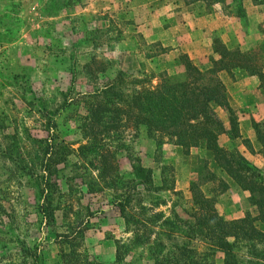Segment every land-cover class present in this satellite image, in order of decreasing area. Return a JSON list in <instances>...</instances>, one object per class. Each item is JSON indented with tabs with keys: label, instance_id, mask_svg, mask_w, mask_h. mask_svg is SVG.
Wrapping results in <instances>:
<instances>
[{
	"label": "rangeland",
	"instance_id": "obj_1",
	"mask_svg": "<svg viewBox=\"0 0 264 264\" xmlns=\"http://www.w3.org/2000/svg\"><path fill=\"white\" fill-rule=\"evenodd\" d=\"M136 2L0 0V150H11L16 160L12 163L0 154V264H30L28 259L23 263L15 240L35 247L38 264H58L54 234L63 230L64 214L67 219L82 221L86 227L81 250L91 264H152L149 258L152 250L139 247L114 261L116 244L127 246L129 233L111 203L109 190L86 192L82 183L86 178L81 167L83 160L70 154L64 165L57 166L59 193L54 196L56 209L50 224H44L36 211L29 175L30 170L35 172L39 168L42 145L35 140L52 131L46 130V119L55 120L54 130L70 148L75 149L81 142L76 122L77 115L82 113V94L118 71L146 77V83L153 85L158 75H174L182 70L178 59L182 53H163L156 42L132 32L134 29L128 22L131 17L139 18L132 16L128 5ZM136 14L141 17L142 11ZM258 20L261 22L255 28L262 36L249 52L264 65V15ZM225 79L229 81L228 77ZM256 90L263 103L257 87ZM62 103L67 107L60 108ZM217 113L226 124V114L221 110ZM233 113L237 124L243 119V126L253 132L252 123L263 125V119L254 120L244 109H233ZM122 134V140L111 145L116 147L115 157L123 177L129 170V152L151 168L155 185L172 187L151 193L163 200L155 211L165 216L174 212L184 218L189 183L200 177V189L213 200L215 210L224 218L257 214L248 193L225 176L202 149L190 148L183 153L165 138L155 141L141 132L128 141L127 128ZM241 139L239 136L229 140L222 133L217 141L222 147L242 150L252 163L264 169L255 140H248L249 150ZM73 162L79 167L72 166ZM217 257L215 254L214 264H220Z\"/></svg>",
	"mask_w": 264,
	"mask_h": 264
},
{
	"label": "trees",
	"instance_id": "obj_2",
	"mask_svg": "<svg viewBox=\"0 0 264 264\" xmlns=\"http://www.w3.org/2000/svg\"><path fill=\"white\" fill-rule=\"evenodd\" d=\"M190 1L212 5L219 0ZM212 51L217 57H210V64L205 68H199L185 54H180L182 70L174 75H158L153 85L146 83V77L118 71L82 94V113L77 115L76 122L81 142L75 149L58 137L55 120L46 119V130L52 131L35 140L42 145L39 168L29 171L36 211L44 224L53 222L56 209L57 166L64 165L73 154L84 162L81 167L86 178L82 183L86 192L109 190L111 203L129 233L127 246L116 244L114 261L139 247L152 250L149 254L152 264H214L215 254L220 264H264V169L245 158L236 147H222L217 141L222 133L229 140L240 136L221 75L232 80L235 69H244L256 76L264 106V65L249 51L227 48L216 38L212 40ZM66 107L64 103L60 106ZM217 110L226 114V124ZM252 124L254 140L264 160V120L263 125ZM126 128L128 141L143 132L155 141L165 138L183 153L190 148L202 149L225 176L248 193L257 214L224 218L215 210L213 200L200 189V177L189 183L184 218L174 212L165 216L155 211L163 200L151 193L172 187L155 185L151 168L129 152V170L123 177L115 157L116 147L111 143L122 140ZM241 141L251 150L248 139ZM0 154L15 163L11 150L5 148ZM71 164L79 167L75 162ZM91 169L94 175L90 176ZM67 180L66 185H69ZM62 220L63 230L54 234L58 264H91L81 250L86 227L82 221L67 219L65 214ZM15 243L23 263L28 259L30 264H38L35 247L30 248L18 240Z\"/></svg>",
	"mask_w": 264,
	"mask_h": 264
},
{
	"label": "crops",
	"instance_id": "obj_3",
	"mask_svg": "<svg viewBox=\"0 0 264 264\" xmlns=\"http://www.w3.org/2000/svg\"><path fill=\"white\" fill-rule=\"evenodd\" d=\"M128 10L139 18H130L132 32L156 42L163 53L185 54L194 65L208 66V58L217 57L212 51L214 38L227 48L246 52L262 36L255 26L264 15V0H219L212 5L190 0H138L128 5ZM136 11H142V16L138 17ZM221 78L232 109H244L254 120H264L263 103L255 94L257 79L254 75L235 69L232 80L226 82L223 74ZM240 121L237 124L240 138L252 142L254 132L243 126V119ZM240 152L250 160L242 150Z\"/></svg>",
	"mask_w": 264,
	"mask_h": 264
}]
</instances>
